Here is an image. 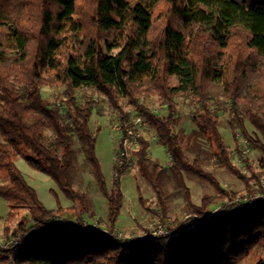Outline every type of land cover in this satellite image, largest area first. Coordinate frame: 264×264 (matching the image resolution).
I'll use <instances>...</instances> for the list:
<instances>
[{"label":"trees","instance_id":"obj_1","mask_svg":"<svg viewBox=\"0 0 264 264\" xmlns=\"http://www.w3.org/2000/svg\"><path fill=\"white\" fill-rule=\"evenodd\" d=\"M44 88L62 94L50 100ZM100 98L113 109L127 98L148 119L171 162L152 160L142 137L132 151L138 172L157 194L162 217L167 186L184 194L190 219L169 229L200 221L196 229L178 237L115 234L131 157L120 154L119 143L109 187L91 128ZM148 98L167 112L149 108ZM180 99L193 107L188 128ZM222 112L230 115L238 153L237 133L264 153V0H0V170L8 174L0 195L11 205L5 236H18L12 257H0V264H236L258 244L264 248V199L235 201L238 192L208 168L218 165L246 180L224 139ZM80 153L108 200V230L84 223L92 202L75 185ZM19 156L75 203L69 208L76 225L60 224L61 203L44 205L18 167ZM187 176L209 183L215 194L196 204ZM259 186L248 183L247 192ZM220 202L222 209L207 217ZM22 211L27 215L11 230ZM255 264H264V255Z\"/></svg>","mask_w":264,"mask_h":264},{"label":"rangeland","instance_id":"obj_2","mask_svg":"<svg viewBox=\"0 0 264 264\" xmlns=\"http://www.w3.org/2000/svg\"><path fill=\"white\" fill-rule=\"evenodd\" d=\"M173 82H175V79H173ZM44 94L50 100H54L58 95L62 94V89L44 88ZM80 94L87 95L93 93L90 90H84L81 91ZM99 100L100 102L98 108L94 110L92 114L91 128L96 131V154L106 177L108 186L111 187L113 179L116 175L114 166L121 138V133L113 129V127L115 124H121L124 121L133 123L138 115L144 114L140 113L127 98L122 101L120 109H113L107 101H104L101 98ZM146 105L157 113L165 114L167 112L166 106L161 105V103L155 98H148L146 100ZM192 111L193 107L190 106L187 101L183 99L179 100V113L181 115V120H183L186 124H184V127L186 128H188L189 124H191L189 115L192 114ZM122 114L124 117L120 120ZM220 119L221 130L224 139L234 156V163L245 175L246 180L218 165L210 164L208 166L209 170L214 172L225 189L238 192V194L233 197L235 201L238 200L247 202L245 198L249 196H256L263 199L264 153L259 149L253 148L249 145L247 139L245 140V138H242L240 133H237V137L240 139L239 146L242 148V154L238 153L236 149L238 146H236L230 127L229 113L222 112ZM247 127L250 133L257 134L255 127L251 123L247 122ZM141 132L142 137H145L151 143L149 147L150 158L161 162L163 165H169L171 157L167 154L165 148L156 142L157 135L155 129L148 124L141 129ZM0 140H2L1 132ZM134 148L135 147H132L130 150L129 156L131 157V161L121 179V186L125 199L121 213L117 219L114 232L116 234L123 233L125 237L141 239L146 236H155L151 232L157 227H164L168 231L165 235L170 234L175 237H178L185 229H196L200 221L194 222L190 225L187 224V221L184 226L176 231L169 229V227H176L182 220L190 219V214L186 211L187 202L184 198V194L177 191L173 184L167 186L168 195L165 197V216L162 217L160 215L161 206L158 202L159 200L157 194L152 190L151 185L146 181V179L139 174L135 165V157L132 155ZM17 165L23 172L27 181L34 188H36L41 201L46 207L56 208L59 203H61L63 211L61 212L59 220L60 224L68 226L76 225V214L69 208L75 203L61 193L56 183L47 174L30 167L24 156H19L17 158ZM255 173L261 174L260 181ZM7 180V172L0 170V184ZM74 180L76 187L85 191L92 202L90 213L87 215L84 222L85 225L88 227L96 225L99 229L108 230L110 227V221L108 220V200L100 190L94 174L86 166L84 155L81 153L78 156V162H76L74 166ZM186 180L191 190L192 199L196 204L201 203L203 196L215 194L214 188L203 180L193 176H187ZM259 182L262 186L261 191L258 190L257 192L251 193L247 192L248 183L251 188L258 189L260 187ZM52 189L58 193V196L53 193ZM231 202L232 200H228V198L224 200V203L227 205ZM222 207L223 204H221V202L213 204L209 209L210 211L207 217H212L215 212H219ZM10 208V201L0 195V240H7V237L5 236V226L8 224L6 223V218ZM234 210L239 211L237 206ZM25 214L26 211H22L19 218L9 224L11 230L15 229L18 221ZM193 225H195V228ZM176 233L179 234L176 236L174 235ZM263 255L264 248L261 244H258L236 264H255Z\"/></svg>","mask_w":264,"mask_h":264},{"label":"built area","instance_id":"obj_3","mask_svg":"<svg viewBox=\"0 0 264 264\" xmlns=\"http://www.w3.org/2000/svg\"><path fill=\"white\" fill-rule=\"evenodd\" d=\"M148 124L149 121L144 115H138L133 123L124 121L121 124L120 123L115 124L113 129L121 133V138L119 141V143L122 145V149H120L121 155L129 156L132 147H137L139 145L140 138L142 137L141 129L147 126ZM119 164L123 165L124 160L120 159ZM245 199L249 204L253 205L257 201V199H259V197L249 196L246 197ZM193 227L195 228V225H193ZM93 228L98 229L96 225L93 226ZM151 233L154 235H165L168 233V231L164 227H157L156 229L152 230ZM178 234L176 233L174 235L177 236ZM116 235L120 236L123 239L128 238L125 237L123 233H117ZM17 239L18 237L13 236L10 240H0V257H5V256L12 257L9 249L13 247V242H15Z\"/></svg>","mask_w":264,"mask_h":264}]
</instances>
